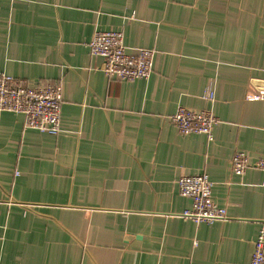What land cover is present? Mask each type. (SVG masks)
Listing matches in <instances>:
<instances>
[{
  "label": "crops",
  "instance_id": "0c3cea01",
  "mask_svg": "<svg viewBox=\"0 0 264 264\" xmlns=\"http://www.w3.org/2000/svg\"><path fill=\"white\" fill-rule=\"evenodd\" d=\"M95 31L153 49L152 74L108 78ZM1 74L62 81L63 100L58 135L0 111V264H250L264 221V0L0 1ZM179 107L212 112V139L181 134ZM203 174L224 221L180 216L193 203L179 179Z\"/></svg>",
  "mask_w": 264,
  "mask_h": 264
},
{
  "label": "built area",
  "instance_id": "2783aa9c",
  "mask_svg": "<svg viewBox=\"0 0 264 264\" xmlns=\"http://www.w3.org/2000/svg\"><path fill=\"white\" fill-rule=\"evenodd\" d=\"M89 47L93 57L103 60L102 71L108 78L134 81L146 79L153 72L155 51L142 48L134 53L128 52L120 31H95ZM203 96L209 100L215 98L211 89H207ZM254 96L257 100H264V85L256 90ZM62 100V81L32 86L26 80L7 74L0 75V111L22 114L26 128L58 135L61 132ZM171 120L181 134H203L209 139H212L213 129L219 122L210 111L196 112L185 107H179ZM251 166L245 152L234 154L232 167L237 175L244 174ZM255 166L264 170V158ZM178 183L181 195L189 197L193 203L181 217L195 223H214L228 218L226 209L220 207L213 197V183L207 175H184ZM250 264H264V221L254 241Z\"/></svg>",
  "mask_w": 264,
  "mask_h": 264
}]
</instances>
